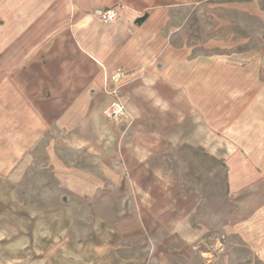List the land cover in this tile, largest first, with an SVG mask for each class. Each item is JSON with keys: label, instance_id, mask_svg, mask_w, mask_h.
Returning a JSON list of instances; mask_svg holds the SVG:
<instances>
[{"label": "rangeland", "instance_id": "374dc122", "mask_svg": "<svg viewBox=\"0 0 264 264\" xmlns=\"http://www.w3.org/2000/svg\"><path fill=\"white\" fill-rule=\"evenodd\" d=\"M167 1L107 0L100 9ZM170 2L152 61L103 71L98 86L101 71L81 53L65 16L46 22L47 8L27 6L26 16L41 9L42 21L0 19V264H66V255L87 254V215L68 207L86 200H67L66 187L80 184L63 179L71 166L96 170L109 129L127 144L115 164L151 154L155 198L164 190L190 213L202 250L211 243L220 254L226 245V256L264 264L257 253L264 244V0ZM97 91L106 102L89 117L87 99ZM111 103L121 108L115 117L106 112ZM95 128L106 142L90 134ZM117 186L103 184L99 203L128 204L130 184ZM74 217L78 228L69 226ZM72 236L78 246H68Z\"/></svg>", "mask_w": 264, "mask_h": 264}, {"label": "crops", "instance_id": "0c3cea01", "mask_svg": "<svg viewBox=\"0 0 264 264\" xmlns=\"http://www.w3.org/2000/svg\"><path fill=\"white\" fill-rule=\"evenodd\" d=\"M22 1L0 0V19L5 23L12 20V16L13 21L19 23L32 20L37 22L39 19L42 21V17L38 18L41 9L33 11L32 16H26L28 12L21 8L27 6L47 8L43 11L46 22H56L58 15L65 16L69 21V33L76 40L81 53L101 71L98 80L94 81L96 86L102 80L103 71L110 73L117 68L137 70L145 65L147 58L149 62L152 61L156 54L155 31L159 30V24L169 22L172 5L168 0L151 5L144 3L142 10L127 7L129 5L125 8L118 6L114 8L116 17L104 23L94 12L109 5L105 2L107 0H33L32 3H21ZM59 7L65 8V11L62 12ZM144 14L146 17L137 24L136 19ZM36 29L35 27L34 30L37 31ZM89 85L90 80L87 79L85 86ZM105 102L106 98L100 91L88 96L87 115L98 116L101 104ZM89 132L91 135H101V141L106 142V134L102 129L95 128ZM121 133L120 130L109 129V140H112L106 143L110 144V148L107 154L94 155L99 159L94 172L82 169L74 173L77 168L71 166L63 179L65 183L80 184L79 187H66L65 196L76 204L77 201L86 200L85 206L74 204L68 207L74 216L87 215L90 233L84 244L89 247L87 254L66 255L63 257L66 264H245L247 261L243 254L242 258L235 260L226 256L223 252L226 245H222L220 254L211 253V243L207 249L202 250L200 246L203 233L197 228L190 213L168 201V192H163L164 190H160L162 196H158L159 199L155 198L152 186L154 180L148 162L151 159L150 153L147 152L131 164L122 160L119 164L112 161L117 152L127 148V144L121 145L119 141ZM81 145L84 144L75 143L71 147L79 148ZM98 146L94 150H98ZM117 165L119 170H115ZM126 165L131 171L129 174ZM105 183L118 185L119 192V184L129 183L128 204L118 201L115 206L110 207L99 203L101 196L98 195L106 191L103 187ZM99 184H102L101 187ZM70 222V227L78 228L80 225L75 217ZM69 238L68 236V241ZM72 238L74 239L67 243L68 246H78V237ZM214 245L217 244L214 242ZM257 253L258 258L264 262V244L259 245Z\"/></svg>", "mask_w": 264, "mask_h": 264}, {"label": "built area", "instance_id": "2783aa9c", "mask_svg": "<svg viewBox=\"0 0 264 264\" xmlns=\"http://www.w3.org/2000/svg\"><path fill=\"white\" fill-rule=\"evenodd\" d=\"M95 16L102 21L108 22L112 21L116 17V12L113 8L98 9L95 11ZM120 74H122V71L118 70L117 75ZM120 109L121 108L119 106H116L115 103H111V105L108 106L106 112L109 116L115 117Z\"/></svg>", "mask_w": 264, "mask_h": 264}, {"label": "trees", "instance_id": "16d2710c", "mask_svg": "<svg viewBox=\"0 0 264 264\" xmlns=\"http://www.w3.org/2000/svg\"><path fill=\"white\" fill-rule=\"evenodd\" d=\"M146 17V14H144L143 16H141L140 18L136 19L137 23H140L144 18Z\"/></svg>", "mask_w": 264, "mask_h": 264}]
</instances>
